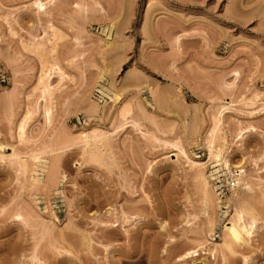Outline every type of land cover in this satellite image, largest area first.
Listing matches in <instances>:
<instances>
[{
  "label": "rangeland",
  "instance_id": "rangeland-1",
  "mask_svg": "<svg viewBox=\"0 0 264 264\" xmlns=\"http://www.w3.org/2000/svg\"><path fill=\"white\" fill-rule=\"evenodd\" d=\"M0 264H264V0H0Z\"/></svg>",
  "mask_w": 264,
  "mask_h": 264
},
{
  "label": "bare ground",
  "instance_id": "bare-ground-1",
  "mask_svg": "<svg viewBox=\"0 0 264 264\" xmlns=\"http://www.w3.org/2000/svg\"><path fill=\"white\" fill-rule=\"evenodd\" d=\"M38 4H39V9L40 8L42 9L44 7V2L43 1L42 2L40 1ZM49 86H51V85L49 84L48 87ZM49 90H50V87H49ZM227 109H228V107H225V106L221 107V109L218 112L217 123L215 121L216 119L214 120V122L217 124V126L213 125V126H216V128L208 131L209 133L208 132L206 133L205 142L208 145V147L211 149V156H213V159H215L218 163L222 164L224 166V168H226L231 173V175L233 174L232 177L235 180L234 181V185H236V184L239 185L245 179L244 177L246 175L245 174L246 170L243 169V167L238 166L237 169H236V173L232 172L231 167H230V163H229V159L226 156L227 148H228L227 147V141L224 142V144L220 145V147H218V148L214 147L215 146V143H214L215 142V137H217V136H215L216 133L214 132V130H216L219 127V124L221 123V121H223L222 118L224 117V113H225V111ZM216 132H217V130H216ZM246 132H247V130L245 129V130H242L239 133L241 138L244 137ZM218 138H219V136H218ZM224 138H226V137H224ZM181 147H177V148L179 150L183 151L184 149H182ZM38 158L40 159L41 157L39 156V157H37V159ZM194 163L195 162H192V164H194ZM197 163H199V162H197ZM201 164L203 165L204 163H201ZM245 184H246V181H245ZM254 212L255 211H253V209H251V208L248 209V207L246 208V207L241 206V205H236L235 212H234L232 218L230 219V222L225 225V229L224 230H225V235L226 236H225L224 242L220 246L227 247V248L231 249V251H232V245L233 244L235 245L236 243H240V245H241L242 242H247L249 238H253L252 237L253 236V232H254V230H255V228L257 226V223H258L257 222L258 221V217L256 216V214ZM247 216H250L249 217L250 220L248 219L250 222L246 219ZM234 245H233V247H234ZM214 252H213V255H214ZM193 255H198L197 250H191V251L186 252L184 254V258L193 256Z\"/></svg>",
  "mask_w": 264,
  "mask_h": 264
}]
</instances>
